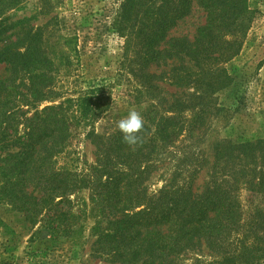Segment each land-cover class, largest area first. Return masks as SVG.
Wrapping results in <instances>:
<instances>
[{
  "label": "trees",
  "instance_id": "obj_1",
  "mask_svg": "<svg viewBox=\"0 0 264 264\" xmlns=\"http://www.w3.org/2000/svg\"><path fill=\"white\" fill-rule=\"evenodd\" d=\"M22 1L0 0V208L41 225L51 242L89 243L98 264H181L188 255L191 264H264V138L217 140L183 181L177 169L149 190L178 143L243 107L226 66L247 35L249 0L119 2L110 32L122 44L120 77H129L131 103L144 104L135 145L118 121L95 127L110 97L100 82L76 85V34L55 19L35 26L37 16L8 14ZM193 6L203 25L192 39L173 37ZM86 129L94 162L79 166L73 141Z\"/></svg>",
  "mask_w": 264,
  "mask_h": 264
},
{
  "label": "rangeland",
  "instance_id": "obj_2",
  "mask_svg": "<svg viewBox=\"0 0 264 264\" xmlns=\"http://www.w3.org/2000/svg\"><path fill=\"white\" fill-rule=\"evenodd\" d=\"M120 1L23 0L17 9L8 13L16 19L37 16L35 26L55 19L62 34H76L78 57L76 66L72 68L73 75L79 77L76 85L84 83L83 86L86 87L87 84L100 82L106 85L110 97V106L95 127L99 123L119 121L131 110L141 113L144 108V104L136 106L131 103L127 92L128 83H131L128 82L129 77H120L119 56L122 44L110 32L114 10ZM248 9L249 27L241 51L226 66L236 79L237 96L244 100L243 107L237 116H233L231 112L210 118L202 134L191 141L178 143L172 149V155L149 180V190L152 193H156L165 184L174 170L184 169L180 178L183 181L187 173L192 171V163L196 160L198 151L209 155L212 143L217 140L243 135L264 138V0H249ZM203 23L202 11L193 6L191 14L178 24L171 35L192 39L195 30ZM73 79L63 78L61 81ZM77 88L78 86H69L72 91H77ZM169 90L177 91L174 88ZM229 93L227 91L222 96L235 97L234 93ZM74 95L66 94L68 97ZM87 130L79 131V137L73 141L74 157L78 158L79 166L94 162V147L84 138ZM197 179V184L201 185L208 178L202 171ZM247 195L248 192L240 190L239 198L243 206L247 204ZM0 221V264H98L89 257V243L81 247L68 241L51 242L41 225L30 226L9 206L0 208ZM85 236L90 240L87 232ZM194 258L193 255H188L181 264H191Z\"/></svg>",
  "mask_w": 264,
  "mask_h": 264
},
{
  "label": "clouds",
  "instance_id": "obj_3",
  "mask_svg": "<svg viewBox=\"0 0 264 264\" xmlns=\"http://www.w3.org/2000/svg\"><path fill=\"white\" fill-rule=\"evenodd\" d=\"M143 125L144 122L141 114L135 110H131L127 116L118 121L117 128L125 142L135 145L140 139L138 134L143 129Z\"/></svg>",
  "mask_w": 264,
  "mask_h": 264
}]
</instances>
